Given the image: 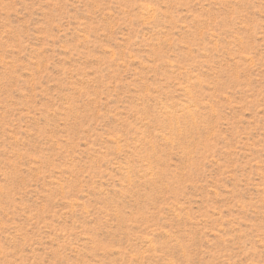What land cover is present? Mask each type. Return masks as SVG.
Instances as JSON below:
<instances>
[{"label": "rangeland", "instance_id": "1", "mask_svg": "<svg viewBox=\"0 0 264 264\" xmlns=\"http://www.w3.org/2000/svg\"><path fill=\"white\" fill-rule=\"evenodd\" d=\"M0 264H264V0H0Z\"/></svg>", "mask_w": 264, "mask_h": 264}]
</instances>
